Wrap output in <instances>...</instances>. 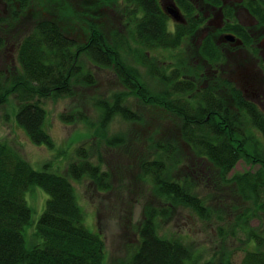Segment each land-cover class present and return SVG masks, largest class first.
Returning a JSON list of instances; mask_svg holds the SVG:
<instances>
[{
    "label": "trees",
    "instance_id": "trees-1",
    "mask_svg": "<svg viewBox=\"0 0 264 264\" xmlns=\"http://www.w3.org/2000/svg\"><path fill=\"white\" fill-rule=\"evenodd\" d=\"M99 1L116 11L122 24L126 21L124 33L104 31L90 7L80 13L67 6L88 26L87 41L78 44L62 22L39 19L23 40L17 55L19 66L12 65L13 73L5 77L0 74V105L14 95L18 125L31 142L46 147L55 143L46 128L48 112L43 100L67 98L74 95L77 85H94L95 75L84 70L85 60L95 70L111 69L120 86L111 97L95 100L100 116L95 141L77 149L78 161L69 164L66 175L35 170L13 147L0 141V264H106L105 241L84 225L69 177H88L93 180L90 187L110 190L109 172L92 166L87 158L102 161L106 149L121 143L120 135L108 134L115 117L127 120L128 125H145L159 112L178 122L180 139L192 150L193 159L191 164L184 163L175 139L163 133L164 124L157 122L146 137L148 148L137 180L146 191L138 243L130 248L124 264H190L194 247L160 232L162 226L176 225L185 212L206 227L217 214L225 215L218 216L221 222L231 221L235 214L232 220L246 231L240 264H264V108L246 98L244 90L218 70L209 71L208 83L201 88L198 72L203 68L189 67L183 56L175 55L174 48L182 40L168 32L169 17L156 0ZM260 2L264 5V0ZM243 41L247 46V39ZM200 56L212 69L225 62L219 45L211 39L202 46ZM147 108L154 111L153 119L139 113ZM61 118L70 124L88 121L85 125H91L82 111ZM134 139L143 138L136 135ZM240 161L255 170L235 173ZM33 186L42 188L48 199L35 232L42 245L28 248V233L25 236L24 232L31 224L32 209L25 194ZM253 218L262 223L258 229L250 227ZM217 228L221 237L226 235L224 227ZM235 235L234 230L231 237ZM217 253V264H231V249L222 245Z\"/></svg>",
    "mask_w": 264,
    "mask_h": 264
},
{
    "label": "rangeland",
    "instance_id": "rangeland-1",
    "mask_svg": "<svg viewBox=\"0 0 264 264\" xmlns=\"http://www.w3.org/2000/svg\"><path fill=\"white\" fill-rule=\"evenodd\" d=\"M11 4V0H6V2L0 0V74L3 76L13 73L15 67L12 68V65L19 66L17 55L23 40L31 35L39 19H54L62 22L64 29L76 39L78 44L87 41L88 26L81 23L82 19L70 12L67 6H71L80 13L83 12L84 7H90L96 17L95 22L99 23L107 33L117 29L124 33L126 30V21L124 20L122 24L120 15L118 16L113 8L105 6L99 0L97 2L93 0H30L24 2L14 0L13 5ZM35 14L39 16H34ZM196 44L194 42L190 45L188 55L190 58H185L189 67L199 63L200 59L202 60L196 51ZM243 61L250 65L252 71L255 69L252 60H247L245 55L236 56L234 54L227 61L228 68L225 69L224 77L231 78L235 75L237 77V67L243 65ZM95 69L90 61L85 60L84 70H90L95 75L94 85H77L74 87V95L67 98L43 100L48 112L46 128L54 139L53 147L35 145L26 131L18 125L16 120L18 100L17 98L15 100L14 95H10L7 102L0 105V141L13 147L35 170H49L66 175L69 164L78 161L77 149L90 147L91 142L95 141L94 134L100 124L99 111L94 106L95 100L111 97L120 90L119 82L111 69ZM257 78L261 81L259 85H262L264 73L259 71ZM146 110V112L140 110L139 113L152 118L154 111L151 108ZM72 111L85 112L91 125H85L88 121H76L73 124L63 121L61 116L68 115ZM159 114L155 119L145 121V125H128L127 120L120 116L115 117L108 125V134L120 135L121 143L106 149L104 158H101L102 161L97 157L87 159L92 166H101L103 171L109 172L110 190L98 191L90 187L93 180L87 179L88 177L80 180L69 177L84 214V225L90 231L101 234L105 241L106 264H124L130 254V248L138 243L137 229L144 215L143 203L146 191L141 187L142 183L137 180L141 173L140 166L145 148H148L146 137L154 131L156 123L164 124L163 133L175 139L184 163L191 164L193 159L192 150L180 139L178 122L173 121V117L165 112H159ZM136 135L142 137V141H136L134 139ZM254 170L255 168L240 161L235 168V173ZM25 199L32 209L31 224L24 232L25 236L28 233L27 247L41 246L42 241L35 236V232L36 225L45 210L48 195L42 188L33 186L26 192ZM229 212L230 209H227V213ZM187 214L185 212L179 217L178 226L177 224L162 226L160 232L170 237L182 238L194 247L195 258L190 264H217L220 257L217 252L221 251L222 245L227 247V251L231 249V264L241 263L245 255V250L242 249L245 245L243 242L246 240V231H242V227L232 220L235 214L231 217V221L226 222H221L218 218V216L225 218L224 214H217L211 223H207V227L203 226L199 220L195 222V218L192 217V219ZM261 224L257 218L250 221V227L253 229H258ZM219 225L227 230L223 237L217 231ZM261 227L264 229V220ZM234 230L236 237H231V232Z\"/></svg>",
    "mask_w": 264,
    "mask_h": 264
},
{
    "label": "flooded vegetation",
    "instance_id": "flooded-vegetation-1",
    "mask_svg": "<svg viewBox=\"0 0 264 264\" xmlns=\"http://www.w3.org/2000/svg\"><path fill=\"white\" fill-rule=\"evenodd\" d=\"M156 2L169 17L168 32L176 39L182 40L179 46L174 48V53L183 56V61L186 57L190 58L188 56L190 45L194 42L197 43L195 48L199 55L207 39L214 40V43L219 45L225 62L222 60L218 69H212L205 59H202L203 61L200 59L199 63H196L203 68L201 71L197 70L200 71L198 85L201 88L208 83L206 79L209 71L218 70L224 77L225 69L228 68L227 59L234 54L245 55L247 60L254 62L252 65L255 69L252 71L250 65L243 61V65L237 67V77L235 75L230 79L244 90L246 98L264 108V83L259 85L261 81L257 78L259 71L264 73V23L262 22L264 5L260 0H156ZM171 8L179 11L180 21L169 14ZM253 9H259L261 12L255 14ZM228 35L233 36L234 41H228ZM243 38L249 42L247 46ZM188 80L196 82L195 79Z\"/></svg>",
    "mask_w": 264,
    "mask_h": 264
},
{
    "label": "water",
    "instance_id": "water-1",
    "mask_svg": "<svg viewBox=\"0 0 264 264\" xmlns=\"http://www.w3.org/2000/svg\"><path fill=\"white\" fill-rule=\"evenodd\" d=\"M169 14H170L175 20L180 21V17H181V15H180V13H179L178 10H176V9H174V8H171V9H169ZM227 40H228V41H234V37L228 35V36H227Z\"/></svg>",
    "mask_w": 264,
    "mask_h": 264
}]
</instances>
